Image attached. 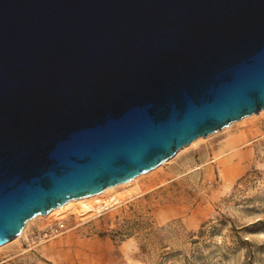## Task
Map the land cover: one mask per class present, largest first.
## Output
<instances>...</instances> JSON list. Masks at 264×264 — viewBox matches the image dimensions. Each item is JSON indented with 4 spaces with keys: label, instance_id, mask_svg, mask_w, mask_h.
<instances>
[{
    "label": "water",
    "instance_id": "1",
    "mask_svg": "<svg viewBox=\"0 0 264 264\" xmlns=\"http://www.w3.org/2000/svg\"><path fill=\"white\" fill-rule=\"evenodd\" d=\"M264 111V0H0V247Z\"/></svg>",
    "mask_w": 264,
    "mask_h": 264
},
{
    "label": "rangeland",
    "instance_id": "2",
    "mask_svg": "<svg viewBox=\"0 0 264 264\" xmlns=\"http://www.w3.org/2000/svg\"><path fill=\"white\" fill-rule=\"evenodd\" d=\"M90 205L26 224L0 264H264V111Z\"/></svg>",
    "mask_w": 264,
    "mask_h": 264
},
{
    "label": "bare ground",
    "instance_id": "3",
    "mask_svg": "<svg viewBox=\"0 0 264 264\" xmlns=\"http://www.w3.org/2000/svg\"><path fill=\"white\" fill-rule=\"evenodd\" d=\"M166 163H168V161L165 162V163H163L161 166L155 168L154 170H152V171H150V172H148V173L142 174V175H140L139 177H137V178H135V179H133V180H131V181H129V182H126V183H123V184L117 185V186H115V187L108 188V189H106L104 192H102V193H100V194H96V195L88 196V197L81 198V199H77V200H71V201H68L65 205H63V206H61V207H59V208H57V209H54L53 211H55V213L58 214V212H68V210H70V209H72V208L75 209L76 207L79 208V206L82 207V208H85V210H86V209H87V210H88V209H92V206L90 205V203H92L94 200H98V199H100V197H103V195H106V194H108V193L111 194L112 191H114V190H116V189H118V188H120V187H124V186H126V185H129V184H131L132 182H134L135 180L140 179L141 177H145V176H148V175L152 174L154 171H157V170L160 169L162 166H164ZM101 201H102V200H101ZM53 211H51V212L48 214V216H50V215L53 213ZM38 217H41V216H36L35 218H33V219H31L30 221H28L27 224L30 223V222H32V221H34V220H36ZM26 226H27V225H26ZM25 228H26V227H25ZM25 228H24L23 232H22L20 235H22V234L24 233ZM6 245H7V244H6ZM4 246H5V245H4ZM2 247H3V246H2Z\"/></svg>",
    "mask_w": 264,
    "mask_h": 264
}]
</instances>
